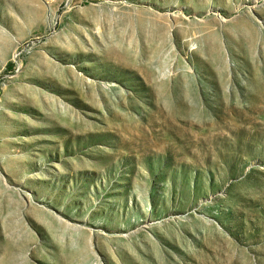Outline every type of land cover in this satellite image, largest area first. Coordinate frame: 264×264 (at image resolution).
Wrapping results in <instances>:
<instances>
[{"label": "rangeland", "instance_id": "rangeland-1", "mask_svg": "<svg viewBox=\"0 0 264 264\" xmlns=\"http://www.w3.org/2000/svg\"><path fill=\"white\" fill-rule=\"evenodd\" d=\"M0 264H264V0H0Z\"/></svg>", "mask_w": 264, "mask_h": 264}]
</instances>
